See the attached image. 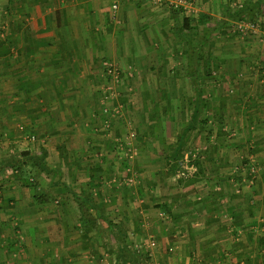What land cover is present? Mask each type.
I'll return each instance as SVG.
<instances>
[{
	"label": "crops",
	"instance_id": "0c3cea01",
	"mask_svg": "<svg viewBox=\"0 0 264 264\" xmlns=\"http://www.w3.org/2000/svg\"><path fill=\"white\" fill-rule=\"evenodd\" d=\"M115 1L119 0H0L6 25V33L0 38V264L116 263L118 246L109 248L102 238L81 242L79 214L67 209V202L72 203L73 199L63 196V181L79 187L72 143L88 136H101L98 125L107 117L110 84L105 63L124 67V60L131 59V64L136 65L144 52L145 58L150 55L157 59L161 56L162 41L177 43L169 29L182 13L167 5L153 6L146 0L120 1L118 11L114 12ZM148 11L151 18L144 27L151 28L156 46L153 43L143 46L142 38L136 36L134 15ZM261 17L257 15L254 19ZM262 23L257 32L243 31L248 35L244 38L256 45L246 55L238 54L237 67L224 74L228 80L240 81L239 84L229 83L233 93L228 89V94L215 98L214 106L218 109L215 124L220 121L217 124L222 130L204 138L206 151L195 150L202 156H213L216 169L232 157L228 164L233 166L229 170L230 181L219 182L213 177V181L206 182H150L134 195L137 205L128 217L132 223L123 222L126 212L125 216L121 213L120 202H133L125 197L126 193L121 192L123 196L120 193V182L111 189L110 184L107 191L105 185V194L101 193L103 199L110 196L113 201V206L105 204L107 212L117 215L118 222L127 226L126 240L131 248L139 249L152 239L157 241L151 264H264V206L259 210L264 205ZM133 33L134 40L130 37ZM184 49V46L182 50L171 47L167 55L182 56V64H177L175 71L185 75L182 89H189L191 75ZM258 57L262 59L260 73L256 66L260 62ZM245 59L250 60L244 63ZM242 68L254 74L238 72ZM198 71L203 79L204 66L200 65ZM219 87L220 83H215V91ZM228 127L231 128L227 130ZM194 134H190L187 145L193 143ZM31 135L41 141V150L29 147L34 142H28L26 136ZM197 136V140L202 139ZM173 139L164 146L166 150L169 143H174ZM58 143H65L69 149L72 157L69 167L59 158ZM42 151L46 154L47 171L55 168L52 209L48 208L53 201L47 196L49 201L38 200L48 189L51 191L46 182H38L37 188H24L19 176L12 180L4 178L11 157L25 162L29 156L42 155ZM250 164L256 166L254 184H248L244 177L247 169L244 167ZM65 167L66 178L62 173ZM234 171H240L245 182H232ZM43 172V169L36 171L38 179L45 178ZM91 185L96 193L95 183ZM72 217L74 223L70 226L67 219ZM149 221L157 226L150 234L144 231Z\"/></svg>",
	"mask_w": 264,
	"mask_h": 264
},
{
	"label": "rangeland",
	"instance_id": "374dc122",
	"mask_svg": "<svg viewBox=\"0 0 264 264\" xmlns=\"http://www.w3.org/2000/svg\"><path fill=\"white\" fill-rule=\"evenodd\" d=\"M148 3L155 6L151 2ZM162 5L166 4L163 3ZM178 11L182 14L174 22L176 25L174 26L173 24L170 29L165 26L166 29H169V33H172L174 39L177 40V43L171 44L165 40L162 41L160 46L161 56L157 57V59L150 55L145 58L144 52L142 57H138L137 62L136 60L134 61L136 65L131 64L133 61L131 59L129 61L127 59L124 60V67L113 64L118 71L115 77L108 75L110 84L108 85L107 93V117L105 120L102 118L103 122L98 125L101 130V136H88L87 139L80 138L72 143V145L74 144L73 149L77 160L75 163L78 164L74 173L76 180L79 182V187H71L70 183L67 184L63 181V196L66 199H73L72 203H70V200L67 202V209L72 211L73 214L75 211L79 214L77 226L80 229L79 238L82 237L83 239L81 242L86 243L85 241L87 240L91 242L94 238H102L109 248L111 246L117 248L116 246H118L114 236L109 234L108 223L104 219H100L95 228H90L91 231L83 227L81 221L82 208L74 198L73 192L92 198L101 208V211L105 213V217L121 226L124 232V230H127V226L124 225L123 227L122 223H132L128 217L130 212H134V207L137 205L134 203V195H138L142 186L144 188L150 182H197L198 180L206 182L213 181V177L217 178L219 182H229L231 179L229 170L233 166L229 167L228 164L230 160H233L232 157L227 159L226 165L224 164L221 168L218 167L216 169L214 168V161H212L213 156H205V154L202 156L200 153H196L198 151L195 150L206 151L207 145L205 142L207 136H210L213 131L222 130V127L218 125L220 121L217 120L218 124H215V116L218 115V109L214 106L215 98L219 96L218 94L223 95V93L228 94L229 92L232 94L233 90L230 91V85L232 82L237 85L240 82L232 81V79L228 80L224 74L237 67L238 54L246 55L247 50L256 45L251 39L244 38L248 35L238 30L237 26L239 22L256 21L258 24L260 23L259 29H261V22L263 21L264 23V0H186V7ZM238 11H241L240 17H236ZM140 14L141 12H137L133 18L135 28H138L136 36L142 38L143 46H151L152 43L157 44L154 37H152L149 25H146L147 28L144 27L147 20L151 18V13L148 11L143 15ZM257 15L262 17L254 19ZM186 16L190 18V26L192 28H190V32L179 33V25L177 23L181 26ZM2 19L0 11V20L3 25V28H0V38L6 33V25ZM159 25L164 26V24L160 23ZM130 37L134 40L135 34L133 33ZM155 44L154 46H156ZM183 46L188 54V64L191 59V63L195 61L194 65L204 66L206 71V75L203 76V79H200L198 84L194 82V77L190 76L189 89H182L185 75L183 76L182 73L178 74L175 71V66L182 64V56L178 58L177 53H175V58H170V55H167L169 48L174 47L177 49L179 47L182 50ZM256 50L261 52V48L256 47ZM250 54L252 53L250 52ZM218 57H221L220 61H216ZM248 60L250 59L243 61L245 63ZM257 60L260 61L256 65L259 68L258 73H260L262 59L258 57ZM244 70V68L238 69V72L241 71L244 75L254 74V72H249L248 69H246L247 72ZM215 83H220L219 91H215ZM176 84L177 86H175ZM228 110L230 112V106ZM184 128H188V134L186 133L187 140L180 152L182 154L181 157L179 156L181 164L177 165L174 159L167 157L170 152L164 146H167L168 141L172 137L175 143L178 132H181ZM230 128L228 127L227 130ZM194 133L196 136L192 139L193 143H188L187 145V142L190 141V134ZM197 135H200L202 139L197 140ZM204 138L206 139L204 140ZM41 144V141L36 139L34 145H29V147L39 151L42 149ZM57 149L59 158H63L64 164L69 167V158L72 157L69 156L70 152L65 143H58ZM45 155L44 151H42V155L37 157H34V155L29 156L25 162H23L24 159L14 160L15 158L11 157L12 160L10 159L6 164V167H8L6 176L8 177L5 176L4 178L12 180L15 179V176H19L18 178L23 182L21 186L24 188L29 186L37 188L38 182H46V186L51 191L48 189L45 198L47 201H49L48 198L53 201L49 205L50 208H48L52 209L55 207L53 193V182L55 180L52 177L53 175L55 176V168L51 169L50 172L47 171L48 169L45 165L47 161L44 160ZM51 161L53 164V157ZM110 163L113 164L111 169ZM241 165L244 166V163ZM191 166L196 167L197 171L193 172ZM198 168H200V171H198ZM246 168L244 167V169ZM38 169H43L45 178L38 179V175H36ZM67 172V167H65L62 172L64 178L68 176ZM182 172L186 176H182ZM5 173L6 171H4ZM69 173H72V171H69ZM233 174L234 176L238 175L236 171ZM232 180V182H239L240 184L245 182L242 179L237 181L236 177L232 178ZM92 182L96 185V193L91 185ZM118 182L121 183L120 188H122L120 193H126L125 197L130 198L133 202L130 203L128 200L120 202L121 213L125 216L126 212V217L122 223L118 222L117 215L107 212L105 204L110 203L111 205L113 203L109 199L110 196H106L105 199L101 197V193L105 194V189L107 191L110 184L111 187L109 189L117 185ZM120 193L118 194L119 196ZM1 204L2 202L0 201ZM26 204L29 206L28 203H24L25 207ZM86 206L93 214H96L94 208L90 205ZM263 206L260 205L259 210ZM14 209H18V207ZM27 209L29 210V207ZM160 216L165 217L162 213ZM67 221L70 226L74 223L73 217L67 219ZM152 221H149L145 226L144 231L146 233L150 234L157 227L151 223ZM91 232L95 233V235H90ZM127 246L128 249L124 250V255L123 252L120 255L121 251L118 250L119 248L115 249L118 254L115 264H118L119 260L128 259L133 261L136 259L139 252L135 251L136 248H131L129 242ZM84 248H87V246ZM87 255L89 256L88 253Z\"/></svg>",
	"mask_w": 264,
	"mask_h": 264
},
{
	"label": "trees",
	"instance_id": "16d2710c",
	"mask_svg": "<svg viewBox=\"0 0 264 264\" xmlns=\"http://www.w3.org/2000/svg\"><path fill=\"white\" fill-rule=\"evenodd\" d=\"M237 16L238 17L241 16V11L240 12L238 11V13L236 14V17ZM190 28H192V26H190V18L186 16L184 18L183 24L179 27L178 31H179V33H186V32H190ZM190 60H189V64H188V69H189L188 72L190 73L191 76L194 77V82L196 84H198L200 82V79L202 78L200 72L198 71L199 65L198 66L194 65L195 61H194V63L193 62L191 63ZM198 61H199V59H198ZM187 130H188V128H184L180 133H178L176 142L168 145V149H169L168 152H170V154L167 157H171L172 159H174V161L177 163V165L181 164L180 163L181 160H179V156L180 157L182 156V154H180V152L182 151V148L184 147V144H185L184 139H185ZM245 163H246V161H245ZM198 169H199L198 171H200V168H198ZM241 172H242V170H241ZM237 173H238V175H235V177L238 181V180H241L242 179L241 177H243V176L240 174V171H238ZM73 196L77 200L80 207L82 208L81 221L83 223V227L86 230L91 231L90 228H95L97 226L98 221L100 219H104L108 223L109 234L114 236V239L118 245L119 251H121L120 255H122V252L124 255V252H125L124 250L128 249L127 248L128 243L126 240L127 236H126L125 230L123 232L121 226L117 225L116 223H114L111 220H108L105 217V213L103 211H101V208L89 196L84 195V194H80L77 192H73ZM44 198H45V195L38 196V200H41ZM86 205H90L92 208H94L96 210V214H93L89 210V208H87ZM124 233H125V235H124ZM135 251H137L139 253H137L136 259H134L133 261H139L142 258H145L147 256V253L140 252L139 249H136Z\"/></svg>",
	"mask_w": 264,
	"mask_h": 264
},
{
	"label": "built area",
	"instance_id": "2783aa9c",
	"mask_svg": "<svg viewBox=\"0 0 264 264\" xmlns=\"http://www.w3.org/2000/svg\"><path fill=\"white\" fill-rule=\"evenodd\" d=\"M120 1L127 2L130 0L115 1L112 5L114 12L118 11ZM146 1L151 2L155 5H162L163 3H165L167 6L173 7V9H175V10H181L182 8L186 7V0H146ZM237 27H238V30L250 31V32H257L260 28L259 24L256 21L246 22V23L245 22H239ZM0 28H3L1 20H0ZM263 34H264V31H263ZM263 38H264V36H263ZM105 65H106L105 69H106L108 75L115 77L118 70L111 63L106 62ZM26 140L28 142H31V143L34 142L35 143L36 136L35 135L26 136ZM191 169L193 172L197 171L196 167L191 166ZM245 172H246L245 173L246 176H244V177L247 179L246 182H248V184H253L255 181V173H256L255 166H253L252 164L248 165ZM181 175L186 176L184 172H182ZM156 246H157V241L155 239H152L145 246H141L139 248L140 252L146 251L147 256L145 258H142L139 261H131L128 259L119 260L118 264H151L150 257L152 256V249H154Z\"/></svg>",
	"mask_w": 264,
	"mask_h": 264
}]
</instances>
